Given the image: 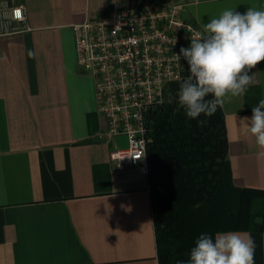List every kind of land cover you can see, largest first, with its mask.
Returning a JSON list of instances; mask_svg holds the SVG:
<instances>
[{"label": "crops", "instance_id": "obj_1", "mask_svg": "<svg viewBox=\"0 0 264 264\" xmlns=\"http://www.w3.org/2000/svg\"><path fill=\"white\" fill-rule=\"evenodd\" d=\"M9 1L24 5L29 29L0 28V264H158L147 168L110 161L127 138H96L105 122L93 77L76 63L72 25L103 15L108 0ZM174 1L202 30L224 10L264 9V0ZM252 72L256 83L221 109L234 186L264 190V158L243 119L264 99V61ZM237 231L264 264V232Z\"/></svg>", "mask_w": 264, "mask_h": 264}, {"label": "built area", "instance_id": "obj_2", "mask_svg": "<svg viewBox=\"0 0 264 264\" xmlns=\"http://www.w3.org/2000/svg\"><path fill=\"white\" fill-rule=\"evenodd\" d=\"M183 9L174 0H108L103 15L72 25L76 63L93 77L105 122L96 138H127L126 147L108 152L118 167H146L147 111L161 102L166 85L188 74L176 54L203 30L183 19ZM0 28L29 29L24 5L0 0Z\"/></svg>", "mask_w": 264, "mask_h": 264}, {"label": "trees", "instance_id": "obj_3", "mask_svg": "<svg viewBox=\"0 0 264 264\" xmlns=\"http://www.w3.org/2000/svg\"><path fill=\"white\" fill-rule=\"evenodd\" d=\"M180 84L169 83L164 101L150 107L146 117L158 264L186 262L201 233L264 232V190L233 184L222 109L211 117H187L178 106Z\"/></svg>", "mask_w": 264, "mask_h": 264}, {"label": "clouds", "instance_id": "obj_4", "mask_svg": "<svg viewBox=\"0 0 264 264\" xmlns=\"http://www.w3.org/2000/svg\"><path fill=\"white\" fill-rule=\"evenodd\" d=\"M34 57V51H28ZM188 65V76L177 93L178 106L189 118L214 115L232 97L243 96L256 83V66L264 61V9L248 7L242 14L224 10L210 17L198 38L181 47L177 60ZM251 73V74H250ZM264 99L243 118L264 158ZM199 124L206 121L200 120ZM256 244L248 232L201 233L189 251V259L177 264H255Z\"/></svg>", "mask_w": 264, "mask_h": 264}, {"label": "rangeland", "instance_id": "obj_5", "mask_svg": "<svg viewBox=\"0 0 264 264\" xmlns=\"http://www.w3.org/2000/svg\"><path fill=\"white\" fill-rule=\"evenodd\" d=\"M183 66H184V70H185V71H188V65H185L184 62H183ZM187 76H188V74L185 73V76L180 80V82H182V80H183L185 77H187ZM167 86H168V85L165 86V91H164V92H166ZM165 97H166V96H165V93H164L161 101H164Z\"/></svg>", "mask_w": 264, "mask_h": 264}]
</instances>
